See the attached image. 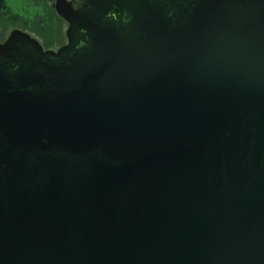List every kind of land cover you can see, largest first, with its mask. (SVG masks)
Masks as SVG:
<instances>
[{
  "label": "water",
  "instance_id": "95a60500",
  "mask_svg": "<svg viewBox=\"0 0 264 264\" xmlns=\"http://www.w3.org/2000/svg\"><path fill=\"white\" fill-rule=\"evenodd\" d=\"M54 8L66 62L0 43V264H264V0Z\"/></svg>",
  "mask_w": 264,
  "mask_h": 264
},
{
  "label": "rangeland",
  "instance_id": "374dc122",
  "mask_svg": "<svg viewBox=\"0 0 264 264\" xmlns=\"http://www.w3.org/2000/svg\"><path fill=\"white\" fill-rule=\"evenodd\" d=\"M54 0H7L13 18L0 17V38L7 35L13 28L29 31L50 47H59L66 41L67 26L63 19L52 8Z\"/></svg>",
  "mask_w": 264,
  "mask_h": 264
},
{
  "label": "flooded vegetation",
  "instance_id": "af4514ba",
  "mask_svg": "<svg viewBox=\"0 0 264 264\" xmlns=\"http://www.w3.org/2000/svg\"><path fill=\"white\" fill-rule=\"evenodd\" d=\"M54 4L52 5V8L54 9V6H55V3H56V0H54ZM70 1V0H69ZM62 19V18H61ZM65 21V20H64ZM66 23V26H67V30H68V23L65 21ZM22 30L23 32H26L28 34H30L33 38L37 39L41 46L43 47V53H39L37 51H35L36 55V65H34V67H32V70L34 73L38 74L41 72V70H45L46 67H49L51 65H58L60 64V62H66V61H61V58H58V57H54L52 55H44V52L46 51H54V52H58L60 48L64 47L65 45L68 44V37H67V30H66V41L63 45L59 46V47H55V46H46L42 40L38 39L37 37H35L33 34H31L29 31L27 30H23V29H20V28H13L7 35H5L3 38H0V43L1 44H6L8 41H9V37L11 35V33L14 31V30ZM23 39L20 40V42H22ZM12 48V46H10ZM13 47L17 48V47H20V45L16 44L14 45ZM27 49H30V47H27ZM13 52H11L9 55H11V57H7L5 56V63L7 66L10 67V70H12L13 72V69L12 68H15V70H18L21 66L25 65L24 63V58H23V53L19 52L17 53L16 50H12ZM30 54V52H27L26 53V56ZM15 55V56H14ZM19 58L21 59V62H19ZM4 63V64H5ZM19 65H21L19 67ZM14 81V80H13ZM0 144H3V139L2 137L0 136ZM2 146H5V145H2Z\"/></svg>",
  "mask_w": 264,
  "mask_h": 264
},
{
  "label": "trees",
  "instance_id": "16d2710c",
  "mask_svg": "<svg viewBox=\"0 0 264 264\" xmlns=\"http://www.w3.org/2000/svg\"><path fill=\"white\" fill-rule=\"evenodd\" d=\"M13 13L10 9V7L7 4V0H0V17L1 18H6V19H11L16 20L15 16L20 17L19 15H11Z\"/></svg>",
  "mask_w": 264,
  "mask_h": 264
}]
</instances>
